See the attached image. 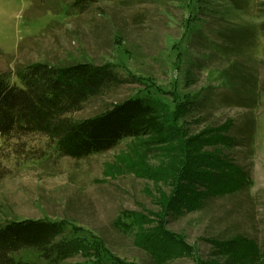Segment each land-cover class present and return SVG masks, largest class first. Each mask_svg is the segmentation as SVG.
Wrapping results in <instances>:
<instances>
[{"label": "rangeland", "instance_id": "obj_1", "mask_svg": "<svg viewBox=\"0 0 264 264\" xmlns=\"http://www.w3.org/2000/svg\"><path fill=\"white\" fill-rule=\"evenodd\" d=\"M74 1L0 0V72L11 73L17 66L38 61L112 63L123 81L72 114L79 119L135 95L162 101L163 112L172 115L177 97L182 100L199 91L205 110L195 118L182 115L178 125L185 140L161 148L145 145L147 137L127 138L105 153L73 159L60 155L54 143L40 134L2 139L0 220L64 219L69 225L62 237H102L121 259L156 264L134 244L127 226L130 219H123L122 213L130 210L154 217L160 197L172 189L181 164L180 147L200 141L196 138L202 139L212 128L209 125L227 120L231 124L233 118L237 145L231 154L251 182L234 194L213 198L205 210L171 217L168 225L205 254L210 245L202 236L244 233L264 241V91L257 107H247L251 104L246 106V100L236 95L238 86L233 90L226 85L218 70L195 68L197 49L214 44V39H207L212 34L193 36L198 24L191 15L197 12L199 0H87L93 3L87 7L74 6ZM214 1L210 13H226L249 26L264 21L252 11L264 0H242L237 7L231 0ZM254 42L244 55L253 59L264 84V39L257 34ZM159 175L164 179L159 180ZM14 256L44 264L34 250ZM87 263L80 254L63 262ZM171 264H194V259L176 258Z\"/></svg>", "mask_w": 264, "mask_h": 264}, {"label": "trees", "instance_id": "obj_2", "mask_svg": "<svg viewBox=\"0 0 264 264\" xmlns=\"http://www.w3.org/2000/svg\"><path fill=\"white\" fill-rule=\"evenodd\" d=\"M214 2L199 0L197 12L191 15V21L198 24L193 29L195 39L208 33L212 37L207 39H214L211 47L197 49L198 55L193 58L195 68L218 70L226 85L233 90L238 86L236 95L246 100V106L251 104L247 107H255L254 104L257 107L264 84L253 59L244 54L247 47L255 44L257 34L264 39V21L249 26L227 18L226 13H210ZM231 2L237 7L243 1ZM78 5L87 7L93 3L75 0L74 6ZM256 5L258 9L253 7L252 11L260 18L264 16V1ZM121 81L110 62L38 61L17 66L11 73L0 72V142L40 134L54 143L60 155L73 159L105 153L127 138L147 137L145 145L161 148L185 140L178 125L182 115L195 118L205 110L203 93L198 91L196 95L186 94L182 100L177 97L172 115L163 112L166 104L162 101L158 103L149 95H135L97 114L80 119L72 116L89 99L118 87ZM232 119L231 124L227 120L209 125L212 128L204 137L196 138L200 141L180 147L181 164L173 177L172 189L169 195L160 197L161 206L153 212L154 217L130 210L122 213L123 219H130L127 226L134 244L156 264H171L182 257H191L194 264H264V241L255 236L244 233L202 236L200 239L210 245L205 254L168 225L171 217L205 210L213 198L234 194L251 182L247 171L231 154L237 145ZM242 128L246 133L245 125ZM203 144L205 149L209 146L212 150H203ZM0 175L4 172L0 171ZM161 175L159 180L164 179H160ZM67 225L69 222L64 219L42 217L0 220V264H39L17 259L14 255L21 250L36 251L44 264H63L77 254L86 258L87 264H137L113 254L102 237H62Z\"/></svg>", "mask_w": 264, "mask_h": 264}]
</instances>
